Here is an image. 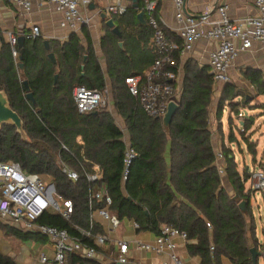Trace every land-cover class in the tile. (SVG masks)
<instances>
[{"label": "trees", "instance_id": "1", "mask_svg": "<svg viewBox=\"0 0 264 264\" xmlns=\"http://www.w3.org/2000/svg\"><path fill=\"white\" fill-rule=\"evenodd\" d=\"M137 14L134 8H128L123 15H114L113 20L122 37H117L106 26V35L101 42L112 88V103L125 123L127 135L117 125L110 110L80 113L73 100L77 86L100 91L107 86L88 33L87 47L78 37L72 36L64 44L49 43V49L40 36L25 37L19 47L18 43L12 46L0 34V91L6 92L12 109L22 118L27 134V141H24L14 126L0 127V160L17 162L26 172L51 180L59 196L73 201L71 220L45 214L39 220L41 224L65 229L73 236L79 235L77 227L89 228V184L80 163L88 172L98 166L101 178L92 184L94 190L104 187L112 199L110 211L121 220L137 223L138 231L159 234L161 226L168 225L185 232L188 251L192 256H198L201 264H222L223 257L232 264H253L251 248L263 250L264 244L259 246L255 238L252 195L246 188L249 172H239L230 147L223 143L217 149L213 145L211 106L217 86L210 69L193 59L184 63L180 106L167 133L162 117L148 115L126 83L127 78L143 76L156 56L154 31L149 24L142 25ZM165 34L171 40L166 28ZM174 40L180 43L176 38ZM121 41L124 49L119 47ZM50 53L56 56L55 61L49 57ZM244 76L256 90V95L243 94L231 83L224 85L216 107L219 120L227 104L231 113L239 118L242 109L257 97L264 96V73L249 68ZM25 82L34 102L26 98ZM240 119L244 121L239 129L242 138L248 150L256 155L257 145L247 138L253 118L242 115ZM230 121L232 123V117ZM230 138L232 142L236 141L233 131ZM127 141L137 155L127 180H123ZM168 143L169 161L166 155ZM218 151L223 154L222 163H218ZM59 158L79 171L77 182L62 173ZM224 176L233 188L232 194L224 186ZM235 195L240 201L247 202V214L233 200ZM94 207H103V203L95 202ZM248 218L252 219L250 229ZM2 230L21 238L41 237L21 233L0 222ZM98 233L103 230L95 223L92 237L84 242L94 245L93 237ZM69 258L72 264L92 261L76 253L70 254ZM0 264L18 263L0 250Z\"/></svg>", "mask_w": 264, "mask_h": 264}, {"label": "built area", "instance_id": "2", "mask_svg": "<svg viewBox=\"0 0 264 264\" xmlns=\"http://www.w3.org/2000/svg\"><path fill=\"white\" fill-rule=\"evenodd\" d=\"M172 1L176 8L175 19L178 24L175 34L180 43L167 38L166 25L155 13L156 3L147 2L144 9L146 20L154 31L155 60L143 76L126 79L130 93L139 99L142 109L150 116L162 117L167 113L171 102L179 104L183 63L191 57V52L197 43L205 42L214 45L207 53V64L216 85L224 86L232 82L233 69L237 61L244 53L251 51L255 43L262 46L264 53V0H255V14L241 19H232L225 5L216 7L218 17L213 19L212 14L207 11L199 16L187 14L185 0ZM10 2L24 13L31 12L32 0H10ZM44 4H48L61 14L62 28L77 31L91 24V19L80 10L81 5L90 4L88 0H40V5ZM112 10L123 15L126 8L118 7ZM22 36L37 38L40 36V29L38 26H33L29 34ZM8 42L15 46L18 43L17 35L8 33ZM109 92L108 88L100 91L77 86L73 91V100L80 113L95 112L99 109L110 110L112 100L108 98ZM242 115L240 114V117ZM63 148L66 149L65 146ZM136 155L132 145L127 141L123 158V180H127L129 168ZM217 160L218 163L223 162V154L220 151L217 153ZM59 166L69 180L73 182L79 180V171L73 169L61 158H59ZM80 167L89 184L90 224L86 230L77 227L79 235L73 236L65 229L39 222L45 214L58 215L66 221L71 220L74 212L73 201L59 196L51 180L47 181L39 174L26 172L17 162L0 160V220L10 223L20 232L48 239L54 251V257L49 258L42 253L39 257L41 264H71L68 255L74 253L79 254L83 259H95L97 247L104 245L108 240L106 234L98 233L93 237L94 245L84 242V239L92 237L96 217L107 221L113 229L121 226V219L109 209L112 199L106 189L103 187L94 190L92 186L101 178L100 168L95 166L92 172H88L81 163ZM220 172L224 174L223 169ZM250 177L252 180L250 190L264 194V170L254 171L250 173ZM95 202H102L103 207L95 208ZM207 225L210 227L209 223ZM134 227L139 229L137 223H134ZM176 236L187 241L185 232L162 225L153 244L139 243L137 248L158 255L167 253V260L161 264H184L175 253L176 244L172 238ZM118 245L119 255L116 262L128 264L129 244L119 241Z\"/></svg>", "mask_w": 264, "mask_h": 264}, {"label": "crops", "instance_id": "3", "mask_svg": "<svg viewBox=\"0 0 264 264\" xmlns=\"http://www.w3.org/2000/svg\"><path fill=\"white\" fill-rule=\"evenodd\" d=\"M88 1H90V4L87 6L81 5L80 10L91 19V24L89 26H83L79 28L77 31H73L70 29L62 28L60 26L61 14L56 12L48 4L40 5V0H32V9L30 13H24L21 9H19L17 6L11 3L10 0H0V34L4 37L6 41H8V33H14L17 35V37H20L23 34L25 35L29 34L33 26H38L40 29V37H42L44 41H49V43L51 44H64L72 36H76L80 39L81 44L84 47H87L88 42H87L86 34L88 33L92 41L96 56L99 59L103 72L106 76V80H107L106 88L109 89L111 84H110V79L108 77V72H107V64H106L107 61H106V57L104 55L103 47L101 44L103 38L106 35V24H105L106 21L102 19L101 15L103 13H106L109 18L113 19V16L116 15L117 13L114 12L112 8L125 7L127 10L128 8L133 9V7H132V3L128 0H88ZM147 2L156 3L155 13L157 14V17L162 22L165 23L166 30L171 36V40H174V38L178 40L175 34V29L178 27V24L175 19L176 8L174 6L173 1L172 0H139L141 9L145 8V5ZM220 5L227 6L228 14L232 19H241L247 15L255 14V11H256L255 0H185V12L189 15L199 16L202 13H205L207 11V12H210L212 14V18L215 19L218 17L217 12H216V7ZM1 46H2V43L0 39V49H1ZM213 46H214L213 44H207L205 42L197 43L194 47V50L191 52V55H190L191 57L188 59H193L197 61L200 65L208 66L207 53L210 49L213 48ZM54 57L56 56L54 55ZM187 60H185V62ZM249 68L260 70L264 73V53H263L262 46L259 43H255L251 51L244 53L239 58V60L236 63L235 68L233 69V74L241 70L246 71ZM183 76H184V70L182 69L181 77L183 78ZM244 80H246L245 77H244ZM246 81L249 83L248 80ZM249 85L252 88L251 89L252 92L251 91L250 92L256 95V90L254 89V87L250 83ZM111 105L112 106H111L110 111L111 113H113L116 119L117 125L127 135V128L125 126L123 119L117 114L113 103ZM257 105L262 106L264 108V104L259 103ZM257 105L255 104L253 106V103H252L248 105L247 108L248 107L252 108ZM224 112L228 114V117H227L228 125H226L221 119L220 121H218V124L215 125L216 120H219L216 116V110L215 112H212L211 114L213 145L217 149H220L221 145L224 143L226 146L232 149V151L234 152L235 159H236V154H235L233 145L237 143L239 150L241 152L243 150L241 149L239 138L236 136V134L234 135V137L236 138V141L232 142L230 138L231 131L234 132L233 126L234 127L236 126L235 122L233 123L232 126L230 125L231 123L230 118L231 117L233 118L235 114H232L229 108H226ZM245 117L246 118L250 117L249 111L246 112ZM238 122H244V121L239 119ZM226 127H228L230 131L227 137L225 136V132H224ZM218 130L221 131L219 134H218ZM169 148H170V143H168L167 154H166L168 161L170 160L169 159ZM246 150L248 153L252 155L254 162H256V158L258 155L257 148H256V155H253L248 150L247 144H246ZM246 168H245V171H246ZM224 177H223V180H224ZM226 181L229 184L230 188L228 189V187L225 185L226 183L225 180H224V186L227 189V191L232 194L233 188L231 187L229 180L227 179ZM262 197L264 199L263 194H262ZM251 207H252V202H251ZM252 217H253V222H254V227H255L253 213H252ZM96 223H98L102 227V230H103L102 234H106L108 236V240L104 245L97 247V256L95 259L91 261L92 263L88 261H84V262H80L79 264H116L117 263L116 259L119 255V245H118L119 241L127 242L129 244V252L127 254L129 263H132V264H161L163 261L167 260L168 258L167 253L158 255L154 252L140 250L137 248V245L139 243L153 244L158 234L151 232V231H138L134 227L135 222H131V226H130L132 228L131 231L123 230L122 220H121V226L118 229L111 228L109 223L107 221H104L100 217H96ZM248 223H249V226H250L249 229H250L252 225V219L248 218ZM249 237H251L250 233H249ZM40 238H36V239L37 240L39 239L45 243L47 242L48 244L47 246L44 247V250L41 251L40 254L35 259L27 257V259L23 263L15 259L14 260L18 264H41L39 261V257L42 253L46 254L49 258H53L54 251L52 250V247L50 246L48 239L46 238L40 239ZM255 238L257 239L258 243L260 242L264 243V238H258V235L256 233V227H255ZM172 241L176 244L175 253L178 255L180 259H182L184 264H201L200 258L198 256H192L189 253L188 247H187L188 241L184 240L182 237H177V236L173 237ZM0 250L3 254L14 258L12 255L6 253L3 249H0ZM259 251L262 252L263 256L259 258L258 264H260L261 258L264 259V249L259 250ZM70 263L72 264L71 260H70ZM222 264H232V263L228 258L223 257Z\"/></svg>", "mask_w": 264, "mask_h": 264}, {"label": "rangeland", "instance_id": "4", "mask_svg": "<svg viewBox=\"0 0 264 264\" xmlns=\"http://www.w3.org/2000/svg\"><path fill=\"white\" fill-rule=\"evenodd\" d=\"M237 69V68H236ZM244 72L245 71H237L235 74H233V78H232V82L231 84H233L236 89H238L239 91H241L243 94H250V95H254L252 94V88L249 85V83L244 80ZM110 86V84H109ZM217 90L214 94V99H213V103L211 106V110L212 112H215L216 107L219 103L220 100V96H221V92L223 90V84H217ZM111 86L109 88V96L108 98L110 100H112V90H111ZM251 91V92H250ZM253 103V106L256 104H264V97L261 96L259 98H256L253 100V102H251L250 104ZM227 107H225L224 110H226V108L230 107L228 106V104L226 105ZM231 110V109H230ZM249 111V115L250 117L253 118V126L250 128L249 132H247V137L250 138L251 142L254 144H257V150H258V155L256 158V162H254L253 157L250 153L247 152L246 150V142L245 140H243L242 135L239 131V129H241V125L240 122H238V120L240 119V117H236V115L233 116L232 118V123H230V125L232 126L233 123L235 122L236 126L234 128V135L236 134V136L239 138V142H240V146L241 149L243 150L242 152L239 150L238 144L235 143L233 145L234 150H235V154H236V160H237V167L239 168L238 170L240 171V173H244L245 168L248 166L249 167V178L246 181V188L248 190L251 189L252 187V180L250 177V173L254 172V171H259L264 170V108L262 106H255V107H246L245 109L241 110V114H243V116H246V112ZM231 115V114H230ZM228 114L226 112H223V115L221 117V120L228 125ZM218 121L220 120H216L215 125L218 124ZM220 125V124H219ZM221 126V125H220ZM221 131L218 130V134ZM225 136L227 137L230 133L228 127H226L225 129ZM222 135V134H221ZM224 137V135H223ZM225 180V185L229 187V184L227 183V179L226 177H224ZM251 195H252V213L254 214V221H255V227H256V233L258 235V238H264V199L262 197V193L260 191L257 192H253L251 191ZM256 196V197H254ZM1 223L5 224L6 226L13 228L11 226L10 223L5 222L3 220H0ZM131 226V222L127 219L122 220V228L123 230H128L131 231L132 228ZM15 229V228H13ZM24 233V232H21ZM24 234H30V233H24ZM114 236V234H113ZM47 242H43L41 240H37L35 237H27V238H21V237H17L14 236L12 233H7L4 232L3 230L0 231V249H3L6 253L12 255L14 257L15 260H18L19 262L23 263L25 262V260L28 258H36L41 251L44 250V247L47 246ZM262 247V245L264 243L260 242L259 243ZM264 248V247H263ZM24 254V255H23ZM260 264H264V259L261 258L260 259Z\"/></svg>", "mask_w": 264, "mask_h": 264}, {"label": "water", "instance_id": "5", "mask_svg": "<svg viewBox=\"0 0 264 264\" xmlns=\"http://www.w3.org/2000/svg\"><path fill=\"white\" fill-rule=\"evenodd\" d=\"M132 3V7L138 11L137 14V19L138 21L144 25L147 26L148 22L146 20V15H145V9H141L140 4H139V0H128ZM102 19L105 22L106 26L108 28H110L112 30V32L119 38L122 37V33L120 31V29L116 26L114 20L112 18H109L107 16L106 13H103L101 15ZM25 41V37L24 36H20L18 37V45L19 47H22L23 43ZM45 46L47 49H49V41H45ZM119 47L121 49H123L124 47V43L120 42L119 43ZM49 57L52 59V61H55V57L54 54L50 53ZM21 68H23V65H20ZM58 77V75H56V78ZM27 94H26V98L30 101V102H34V97L33 94L31 92H29V87H28V83L25 82L24 83ZM179 104H177L176 102H171L168 106V110L167 113L165 115L162 116V120H163V124H164V128L167 131V133L170 132V124L173 120L174 115L176 114V112L179 109ZM96 113V112H94ZM246 114V113H245ZM4 125H11L14 126L16 128V132L21 136V138L24 141H27V134L26 131L24 129V122L22 120V118L19 116V114L17 112H15L10 104L9 98L6 94L5 91L1 90L0 91V127H3ZM241 127H243L244 122H240ZM246 171L249 172V168H246ZM51 188H53V185H51ZM233 200L236 201L238 203L239 208L241 209V211L244 214H247V202L246 201H240V198L238 195H235L233 197ZM251 254H252V260H253V264H258L259 262V258L262 257V253L260 251H257L256 248H251ZM116 264H121V263H116ZM128 264H132V263H128Z\"/></svg>", "mask_w": 264, "mask_h": 264}]
</instances>
